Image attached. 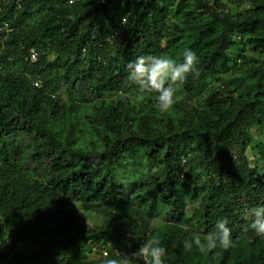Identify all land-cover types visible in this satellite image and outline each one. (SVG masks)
Masks as SVG:
<instances>
[{"label":"trees","instance_id":"1","mask_svg":"<svg viewBox=\"0 0 264 264\" xmlns=\"http://www.w3.org/2000/svg\"><path fill=\"white\" fill-rule=\"evenodd\" d=\"M185 49L200 74L160 112L127 64ZM254 131L264 0H0V264H142L149 236L165 264H264L246 215L264 206ZM225 219L230 248L184 251Z\"/></svg>","mask_w":264,"mask_h":264},{"label":"clouds","instance_id":"2","mask_svg":"<svg viewBox=\"0 0 264 264\" xmlns=\"http://www.w3.org/2000/svg\"><path fill=\"white\" fill-rule=\"evenodd\" d=\"M120 23L127 25V15L121 17ZM33 61V60H32ZM198 56L191 49H185L182 62H177L165 54L141 55L127 64V81L139 88L140 91L155 92L156 107L160 112H168L175 104L177 86L190 75L199 76ZM252 217L250 228L256 234L264 236V206L253 207L246 213ZM185 231L189 229L185 228ZM231 229L228 221H217L215 228L203 238L193 234L191 239L184 241V251L191 252L195 246L200 253L208 255L217 248L228 249L232 246ZM167 250L162 242L154 236H149L132 256L142 264H165ZM107 253L105 256L107 257ZM103 264H122L114 258H106Z\"/></svg>","mask_w":264,"mask_h":264},{"label":"rangeland","instance_id":"3","mask_svg":"<svg viewBox=\"0 0 264 264\" xmlns=\"http://www.w3.org/2000/svg\"><path fill=\"white\" fill-rule=\"evenodd\" d=\"M234 8V10H239V7H237V6H234L233 7ZM182 97H184L183 95H182V93L179 91L178 92V94H176V96H175V99H180V98H182ZM254 134H255V143L254 144H259V145H264V140H263V138L262 137H260L259 136V134H256V132L254 131ZM248 156H249V158H250V160L252 161V163L253 164H255V165H257L258 164V159H259V156L257 155V154H255V152L252 150V148H249V150H248ZM147 164V163H146ZM146 171H149V169H148V167H147V169H145ZM89 214L85 211V210H81V213H80V215H79V218L81 219V220H86L87 218H86V216H88ZM92 222L91 221H89V224H91ZM96 250V249H95ZM95 254H96V251H95Z\"/></svg>","mask_w":264,"mask_h":264},{"label":"built area","instance_id":"4","mask_svg":"<svg viewBox=\"0 0 264 264\" xmlns=\"http://www.w3.org/2000/svg\"><path fill=\"white\" fill-rule=\"evenodd\" d=\"M73 1L74 0H70V2H73ZM8 26H9V24L6 23L3 27H1V29L5 28V27L7 28ZM11 29L12 28H8V31H10ZM37 58H38V53L33 50L32 55H31V60L35 61V60H37ZM36 84L38 85L39 82H37Z\"/></svg>","mask_w":264,"mask_h":264}]
</instances>
